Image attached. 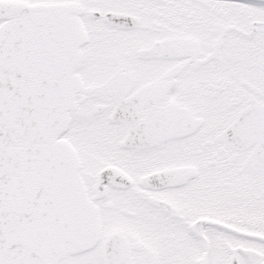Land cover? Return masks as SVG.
<instances>
[{
  "label": "snow or ice",
  "instance_id": "snow-or-ice-1",
  "mask_svg": "<svg viewBox=\"0 0 264 264\" xmlns=\"http://www.w3.org/2000/svg\"><path fill=\"white\" fill-rule=\"evenodd\" d=\"M0 264H264V0H0Z\"/></svg>",
  "mask_w": 264,
  "mask_h": 264
}]
</instances>
